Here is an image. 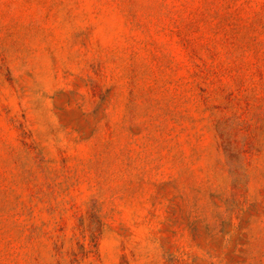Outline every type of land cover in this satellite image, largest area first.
<instances>
[{"label":"rangeland","instance_id":"1","mask_svg":"<svg viewBox=\"0 0 264 264\" xmlns=\"http://www.w3.org/2000/svg\"><path fill=\"white\" fill-rule=\"evenodd\" d=\"M0 264H264V0H0Z\"/></svg>","mask_w":264,"mask_h":264}]
</instances>
